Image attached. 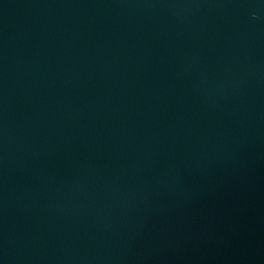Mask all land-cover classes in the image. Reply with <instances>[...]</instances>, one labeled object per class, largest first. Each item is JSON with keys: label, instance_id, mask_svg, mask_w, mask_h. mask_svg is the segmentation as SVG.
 Instances as JSON below:
<instances>
[{"label": "water", "instance_id": "1", "mask_svg": "<svg viewBox=\"0 0 264 264\" xmlns=\"http://www.w3.org/2000/svg\"><path fill=\"white\" fill-rule=\"evenodd\" d=\"M0 264H264V0H0Z\"/></svg>", "mask_w": 264, "mask_h": 264}]
</instances>
